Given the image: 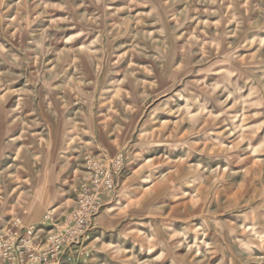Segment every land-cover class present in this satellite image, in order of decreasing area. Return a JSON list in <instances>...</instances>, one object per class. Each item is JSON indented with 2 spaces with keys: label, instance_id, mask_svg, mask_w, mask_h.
<instances>
[{
  "label": "rangeland",
  "instance_id": "rangeland-1",
  "mask_svg": "<svg viewBox=\"0 0 264 264\" xmlns=\"http://www.w3.org/2000/svg\"><path fill=\"white\" fill-rule=\"evenodd\" d=\"M0 264H264V0H0Z\"/></svg>",
  "mask_w": 264,
  "mask_h": 264
},
{
  "label": "built area",
  "instance_id": "built-area-1",
  "mask_svg": "<svg viewBox=\"0 0 264 264\" xmlns=\"http://www.w3.org/2000/svg\"><path fill=\"white\" fill-rule=\"evenodd\" d=\"M111 185V184H110ZM101 208V205L100 204H98L97 205V203H95V206H91L90 208H88V213H86L85 214V217H83V220H91V217L92 216H94L95 214H97L98 213V211H99V209ZM87 221H85V224L84 225H86L87 223H86ZM83 222H81V224H82ZM84 225H81V227L79 228V229H81L80 230V232L82 231V228H84L85 226ZM49 239H52L53 240V237L51 236ZM59 248V246H57V248H56V250ZM54 254H53V257L58 253V252H53Z\"/></svg>",
  "mask_w": 264,
  "mask_h": 264
},
{
  "label": "crops",
  "instance_id": "crops-1",
  "mask_svg": "<svg viewBox=\"0 0 264 264\" xmlns=\"http://www.w3.org/2000/svg\"><path fill=\"white\" fill-rule=\"evenodd\" d=\"M39 214V213H38ZM37 216H41V214L37 215Z\"/></svg>",
  "mask_w": 264,
  "mask_h": 264
}]
</instances>
